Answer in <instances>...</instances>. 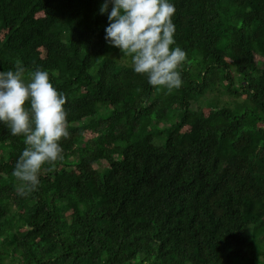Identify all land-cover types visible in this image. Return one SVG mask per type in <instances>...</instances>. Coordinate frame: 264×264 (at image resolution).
I'll use <instances>...</instances> for the list:
<instances>
[{"label":"trees","instance_id":"obj_1","mask_svg":"<svg viewBox=\"0 0 264 264\" xmlns=\"http://www.w3.org/2000/svg\"><path fill=\"white\" fill-rule=\"evenodd\" d=\"M170 2L168 94L106 41L111 3L0 0V71H47L70 133L22 197L0 123V264H264V0Z\"/></svg>","mask_w":264,"mask_h":264},{"label":"clouds","instance_id":"obj_2","mask_svg":"<svg viewBox=\"0 0 264 264\" xmlns=\"http://www.w3.org/2000/svg\"><path fill=\"white\" fill-rule=\"evenodd\" d=\"M106 41L131 59L136 74L146 76L157 90L171 94L182 86L181 71L187 54L175 44V6L170 0H104L100 12L108 11ZM22 63L15 71H0V123L11 135L23 137L25 148L11 173L17 195L27 197L38 190L42 171H53L64 159L61 141L68 139L66 96L37 68L28 74ZM45 166L47 168L45 169Z\"/></svg>","mask_w":264,"mask_h":264},{"label":"rangeland","instance_id":"obj_3","mask_svg":"<svg viewBox=\"0 0 264 264\" xmlns=\"http://www.w3.org/2000/svg\"><path fill=\"white\" fill-rule=\"evenodd\" d=\"M1 32L4 34L6 32L5 29H1ZM124 62H128L131 64V59L128 57L127 59H123L122 57H120Z\"/></svg>","mask_w":264,"mask_h":264}]
</instances>
